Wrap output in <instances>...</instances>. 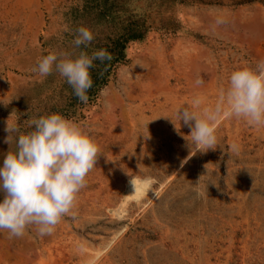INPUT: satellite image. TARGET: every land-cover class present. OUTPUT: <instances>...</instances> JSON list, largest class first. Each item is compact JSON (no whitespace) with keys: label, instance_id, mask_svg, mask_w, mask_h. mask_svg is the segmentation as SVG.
I'll return each mask as SVG.
<instances>
[{"label":"rangeland","instance_id":"374dc122","mask_svg":"<svg viewBox=\"0 0 264 264\" xmlns=\"http://www.w3.org/2000/svg\"><path fill=\"white\" fill-rule=\"evenodd\" d=\"M126 10L148 16L152 28L130 43L98 97L68 119L100 149L76 215L50 236L0 232V264H264V127L222 117L218 146L195 152L190 129L181 122L177 132L166 118L197 95L214 104L232 71L264 57L261 2L0 0V166L16 150L15 139L4 143L5 122L30 131L28 121L45 116L62 87L58 73L31 71L38 59L78 55L81 26L96 40L112 37ZM218 16L228 23L214 29ZM133 178L154 181L141 200L128 199Z\"/></svg>","mask_w":264,"mask_h":264},{"label":"clouds","instance_id":"9594fccd","mask_svg":"<svg viewBox=\"0 0 264 264\" xmlns=\"http://www.w3.org/2000/svg\"><path fill=\"white\" fill-rule=\"evenodd\" d=\"M228 21L218 16L213 28ZM95 39L87 27L76 29L73 45L87 47ZM112 59L106 49L91 55L80 51L78 55L59 51L40 57L32 72L48 77L56 72L66 80L74 95L82 103L88 102V91L93 86L91 69L94 61ZM141 67H144L141 65ZM196 86L204 81L197 76ZM222 117L243 119L249 126L264 127V58L254 67H241L230 73L225 87H221L214 104L202 95L195 96L185 105L177 107L174 118H169L179 132L181 122L190 129L186 137L191 151L215 149L216 126ZM158 119V118H157ZM179 124V127L177 126ZM31 129L21 133L11 119L5 122L7 136L4 143L16 142V150L8 151L0 166V232L9 238L22 237L29 228L38 236H50L65 216L72 211L77 194L86 187V176L95 168L100 149L93 137L78 124L58 113L28 121ZM238 152L236 144L231 145ZM144 183H154L151 179ZM131 184L136 188L135 179Z\"/></svg>","mask_w":264,"mask_h":264},{"label":"trees","instance_id":"16d2710c","mask_svg":"<svg viewBox=\"0 0 264 264\" xmlns=\"http://www.w3.org/2000/svg\"><path fill=\"white\" fill-rule=\"evenodd\" d=\"M185 2L187 0H171ZM198 1L208 4L224 5L226 1L235 6L261 2L264 4V0H190ZM170 2V1H169ZM148 16L138 15L130 11H125L123 15L122 26L117 28L118 31H113L112 37H105L104 40L94 39L87 47L81 46L82 50L89 55L94 51L100 49H106L112 56L110 61L106 60L101 63L99 60L94 61L95 67L91 71L93 79V86L88 91V102L82 103L74 95L73 89L62 78V87L60 88L57 101L51 107L45 108V116L58 113L64 116L66 119H73L81 114V110L87 105L91 104L97 97L99 92L108 85L115 70L127 61L126 50L130 43L143 40L149 33L152 25L148 21Z\"/></svg>","mask_w":264,"mask_h":264},{"label":"bare ground","instance_id":"6f19581e","mask_svg":"<svg viewBox=\"0 0 264 264\" xmlns=\"http://www.w3.org/2000/svg\"><path fill=\"white\" fill-rule=\"evenodd\" d=\"M264 58V57H263ZM230 67V66H229ZM238 68V67H237ZM224 72V71H223ZM225 73V72H224ZM220 75V74H219ZM217 77V76H216ZM219 81V80H218ZM220 82V81H219ZM218 83V82H217ZM222 83V82H221ZM225 84V83H224ZM222 87V86H221ZM217 91V90H216ZM128 188L130 189L131 187L128 186ZM149 188V186H148ZM148 188H147V184L146 183H140V184H137L136 183V188H134V186L132 187V191L129 192L128 195V199L130 198H136V199H140L142 198L143 196H145L146 193H148ZM130 191V190H129ZM154 197V196H153ZM152 198V197H151ZM133 200V199H132ZM141 200V199H140ZM147 200V199H146ZM145 200V201H146ZM136 201V200H135ZM138 201V200H137ZM140 202V201H139ZM148 202V201H147ZM150 203V202H149ZM145 204V203H144ZM145 206V205H143ZM122 207V206H121ZM121 209V208H120ZM123 209V208H122ZM119 211V209H118ZM123 211V210H122ZM117 212V211H116ZM120 212V211H119ZM118 216V215H117Z\"/></svg>","mask_w":264,"mask_h":264}]
</instances>
